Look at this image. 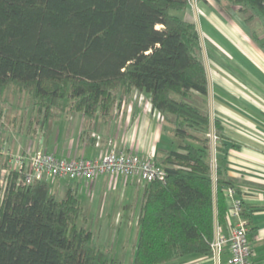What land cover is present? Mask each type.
Listing matches in <instances>:
<instances>
[{
	"label": "trees",
	"instance_id": "16d2710c",
	"mask_svg": "<svg viewBox=\"0 0 264 264\" xmlns=\"http://www.w3.org/2000/svg\"><path fill=\"white\" fill-rule=\"evenodd\" d=\"M225 1L243 14L255 10L247 20L264 18V0ZM190 6V0H0V114L11 87L46 117L67 98L75 112L107 113L138 90L172 127L174 148L155 161L165 179L145 186L133 264L209 255L216 225L230 215L225 189L237 184L223 163L215 180L212 173L209 85L199 31L185 17ZM215 129L224 142L218 121ZM3 145L0 137V264H121L79 226L83 207L72 184L59 198L50 181L22 186L14 170L3 183L12 153ZM241 194L236 188L250 226L253 213Z\"/></svg>",
	"mask_w": 264,
	"mask_h": 264
},
{
	"label": "crops",
	"instance_id": "0c3cea01",
	"mask_svg": "<svg viewBox=\"0 0 264 264\" xmlns=\"http://www.w3.org/2000/svg\"><path fill=\"white\" fill-rule=\"evenodd\" d=\"M204 3L209 4L208 0ZM203 8L207 10L200 2L197 7L191 5L185 17L197 26L200 35L209 85L211 134L217 137L218 121L225 137L224 142L210 139L214 145L213 155L210 144L211 166L213 170L214 159L216 170L223 163L228 177L237 181L240 199L253 213L249 226L251 261L264 264V26L258 24L250 30L239 19L241 26L228 28L215 16L204 14ZM11 110L13 123L4 127L7 137L3 146L18 154L43 150L67 160L94 159L114 148L156 161L161 152L174 148L172 127L153 109L149 96L138 90L123 100L118 98L109 112H98L93 117L73 111L69 101L47 117L37 110L28 117L23 108L13 106ZM65 181L73 185L78 197H87L89 207L98 203V215L108 210L107 217L116 228L125 220L131 226L135 223L138 229L146 182L119 175ZM50 182L53 192L62 191L59 180ZM231 210L227 223L216 225V235L229 237L238 224L239 218L232 216ZM135 250L134 244L133 257ZM104 254L118 256L111 250ZM231 258L229 246H225L218 258L211 253L193 255L171 264H229Z\"/></svg>",
	"mask_w": 264,
	"mask_h": 264
},
{
	"label": "built area",
	"instance_id": "2783aa9c",
	"mask_svg": "<svg viewBox=\"0 0 264 264\" xmlns=\"http://www.w3.org/2000/svg\"><path fill=\"white\" fill-rule=\"evenodd\" d=\"M192 4V0H190ZM159 116H162L159 113ZM210 139L217 140L215 135L209 134ZM8 166L3 174L6 178L14 170L20 175L19 184L29 186L37 181L68 180H93L99 175L111 177H134L149 183L157 180L164 181V170L156 165L155 160L143 159L136 154H125L116 149L110 150L105 155L94 159L67 160L55 155L37 150L30 154L6 153ZM216 169V168H215ZM225 192L233 203L232 216L238 217L239 222L234 227L229 237L216 235L211 245V254L218 258L225 246H229L232 258L229 264H253L251 261V245L249 240V225L241 216V205L236 200V188L227 187Z\"/></svg>",
	"mask_w": 264,
	"mask_h": 264
},
{
	"label": "rangeland",
	"instance_id": "374dc122",
	"mask_svg": "<svg viewBox=\"0 0 264 264\" xmlns=\"http://www.w3.org/2000/svg\"><path fill=\"white\" fill-rule=\"evenodd\" d=\"M199 2L206 5L207 10H205L204 8L202 9L204 11V14H207L208 12L210 15L215 16L221 21V23H223L222 24L223 26H226L228 28H230L229 26H233L236 29L239 26H241L239 23V19L243 20L246 23V26L250 30L254 29L255 26H258V24L264 26V18L262 17L256 16L252 20L251 19L247 20L251 15L256 14L255 10L249 9L247 13L243 14L240 11H238L239 5H234L225 0L222 1L208 0L209 4H205L204 0H192V4L194 7H197ZM200 14H202L201 11ZM3 99H4V103H3L4 112L6 111L8 113L10 111L8 114L5 115L0 114V137L1 139L3 138L2 140L4 142L5 141L4 138L7 137L6 136L7 133L4 127L6 125L8 126L10 121L11 123H13L12 118L14 116L12 113H14V111L11 110V107L14 106V107L23 108V110L26 111L27 113V117L29 115L32 116L33 111H36L37 108L32 107L33 105H31L30 102L28 101V95L26 93H22L14 87H11L8 90H6ZM63 102L68 103V98L63 100ZM210 144L212 146L211 149L214 155L213 142H210ZM211 153L212 152H210V154ZM14 154H18V153H14ZM214 160H213L212 173L215 171L216 174V169H214L216 163ZM215 177L216 175L214 176V180ZM59 182L62 184L63 189L62 191L56 192V195L59 198H62L64 195L65 186L68 184V182L65 180H61V181L59 180ZM79 199L83 207V212L79 218V226L81 227L84 226L85 228L87 227L89 230L93 232L94 235L93 243L97 246H100V250L102 254L111 250L112 253L118 255L116 259L118 261H121L120 262L121 264H133V259H134L133 249H134V244H136L137 242V236H138V229L136 224L134 223L133 226H131L127 221L123 220V225H118V227L116 228L114 226L113 221L111 220L110 222L109 218L107 217L106 213L109 212L108 210H106L107 212H105L104 214L98 215L97 210H95L96 204L98 205V203L95 202L96 204L93 203L89 207L87 197H82L79 194ZM119 207L117 206V209ZM125 219H127L126 216ZM119 227L121 228L119 229Z\"/></svg>",
	"mask_w": 264,
	"mask_h": 264
}]
</instances>
